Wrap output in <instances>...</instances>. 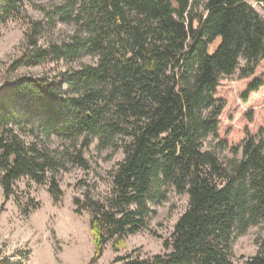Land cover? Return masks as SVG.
<instances>
[{"label": "trees", "instance_id": "obj_1", "mask_svg": "<svg viewBox=\"0 0 264 264\" xmlns=\"http://www.w3.org/2000/svg\"><path fill=\"white\" fill-rule=\"evenodd\" d=\"M32 1L0 0V22L25 19L24 3ZM252 1L264 9V0ZM38 7L42 18H27L21 55L8 69L47 60L66 68L0 84L4 199L27 178L47 184L58 203L59 172L93 170L84 153L96 141L124 157L108 171L106 190L73 198L76 213L90 214L86 264H97L107 246L115 253L109 264H234L232 240L251 226L263 233L241 264H264V128L223 160L208 146L223 109L215 98L220 80L239 58L242 78L264 59L263 17L245 0H48ZM58 22L73 32L53 38ZM85 56L94 61L82 62ZM261 86L264 78H253L244 100ZM171 189L188 201L163 252L125 250Z\"/></svg>", "mask_w": 264, "mask_h": 264}, {"label": "rangeland", "instance_id": "obj_2", "mask_svg": "<svg viewBox=\"0 0 264 264\" xmlns=\"http://www.w3.org/2000/svg\"><path fill=\"white\" fill-rule=\"evenodd\" d=\"M245 1L264 19L261 5L252 0ZM47 2H25L28 15L25 19L10 18L0 22V84L7 80L6 77L19 73L38 76L44 71L66 68L65 63L56 64L47 60L21 66L15 71L8 69L21 55L27 18H42L38 5L44 6ZM73 30L72 24L58 22L52 30V37L62 39ZM239 59L238 69L223 77L215 91V98L222 100L223 109L217 121V137H209L208 146L214 147L220 160L231 157L232 147L238 146L246 135H254L259 128H264V86L249 93L247 100L242 97L247 83L255 77L264 78V59L258 62L254 73L246 78H242L239 72L245 60ZM81 61L91 63L94 60L85 56ZM72 66L77 67V63H72ZM219 140L222 143L216 146ZM121 151L113 152L110 148L99 150L94 141L84 153L93 170L84 173L80 167L69 166L70 169L60 171L58 180L62 197L56 204L48 193L47 184L21 178L15 181L14 194L7 200L0 186V260L11 264H86L93 253L92 235L88 229L90 214L87 211L76 213L73 198L80 197L83 189L94 194L106 190L109 185L108 171L123 159ZM80 182H85L84 187L80 188ZM187 199V195H179L171 189L166 200L152 205L154 212L151 213L147 229L125 239V250L137 249L146 256L163 252V240L172 232L173 224L185 210ZM37 202L39 205L35 207ZM26 210H29L28 214ZM262 233L260 226H251L245 234L233 238L230 249L234 264H241L245 258L256 253V239ZM114 255L107 246L97 264H109Z\"/></svg>", "mask_w": 264, "mask_h": 264}]
</instances>
